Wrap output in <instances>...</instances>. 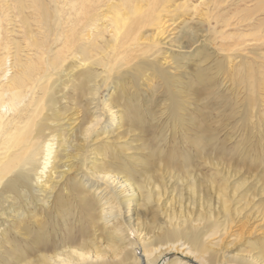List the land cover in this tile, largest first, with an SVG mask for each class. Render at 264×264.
<instances>
[{"label": "bare ground", "instance_id": "6f19581e", "mask_svg": "<svg viewBox=\"0 0 264 264\" xmlns=\"http://www.w3.org/2000/svg\"><path fill=\"white\" fill-rule=\"evenodd\" d=\"M170 1L0 0V264H264V207H254L264 167L252 195L245 179L233 182L246 160L227 155L215 135L192 141L196 157L125 154L131 133L147 129L140 105L126 99L129 82L159 83L175 109L199 97L187 101L191 82L181 92L179 60L197 36L169 37L164 15L181 9ZM250 88L258 119L264 88L258 98ZM52 214L64 227L56 235L45 226ZM249 221L257 241L231 254L225 244ZM22 235L31 252L15 255Z\"/></svg>", "mask_w": 264, "mask_h": 264}, {"label": "rangeland", "instance_id": "374dc122", "mask_svg": "<svg viewBox=\"0 0 264 264\" xmlns=\"http://www.w3.org/2000/svg\"><path fill=\"white\" fill-rule=\"evenodd\" d=\"M208 1L209 4H207ZM169 5L181 8L176 13L171 12V15H164L166 17L165 20H167L165 26H168V29H166L169 32V37L173 38V40L177 38L178 42L185 44L188 38L186 35L195 32V36H197L195 38L197 43L194 45L197 48L192 46L193 52L190 53V49L186 52L187 55L184 62L179 59L177 60L180 61V65L183 67L179 70L181 75L178 78L182 87L181 92H186L184 89L187 86L186 83L191 82L192 90L188 92V94L190 93V97H187V101L189 102V99H194L191 97H199H195L193 105L189 107L190 110L188 108L185 110L175 109L174 107L171 108V103L167 100L168 92L162 86L160 87L159 83L152 82L149 84L143 81L145 83L143 85L141 82H129L127 90L125 89L126 99L131 102L135 100L140 105L139 111L142 113L147 129L140 128V130L131 133V136L134 135L132 137L133 141H130L131 138L129 139L132 149L127 151L126 146L125 154L134 158L135 155H140L139 152L147 153L149 151L148 148H151V150H154V153L150 154L151 156H154V154L156 156L171 153L170 156H174L173 158H176V160L187 154L190 157H196V143L192 141H196L197 143L202 142L203 139H208L215 135L217 137V144H222L225 147L227 155L235 159L243 157V160H246V164L241 169L242 174L237 175L233 182L244 181L245 179V186L249 189L248 193L254 195L256 193L255 184L262 183L260 177L263 175L261 169L264 167V129L259 130L257 126L261 123L264 125V116H259L257 119L256 110L250 107L252 100L249 99L252 98L250 87L253 86L256 98H258V94L260 93L257 91L264 88V0H171ZM204 16L206 20H204ZM196 17L199 18L195 19ZM250 17L251 19H249ZM260 21L263 22L261 23ZM258 22L261 25L260 31L263 30L258 35L261 36L259 40L254 38L257 29L253 28L258 25ZM250 26L251 28L249 29ZM192 27L193 29H191ZM170 33L173 35H170ZM177 34L178 37L175 36ZM182 34L183 36H181ZM182 53L184 51H179V53L175 51L178 58H180ZM194 53L195 55H193ZM204 59H207L206 66L204 65L205 68L210 67L207 71L203 72V75L205 74L206 76L204 75L202 78V76L198 77V74L194 73V69L197 63ZM213 62L215 63L213 64ZM218 63L223 68L218 69ZM6 66L7 64L3 68H6ZM207 76L210 77V82L206 81L205 77ZM202 81L206 85L209 83L208 86H203ZM107 90L108 88H104L101 94L103 95ZM202 92L205 94L200 96ZM248 94L251 98L248 97ZM178 110L183 111L182 113L185 111L182 114L183 116H180L181 114ZM173 114H178L176 115V119ZM184 117L185 119H183ZM261 117L263 118L260 119ZM179 118H182L181 122ZM188 121L190 124L193 123L190 126H193L194 129L189 126ZM182 125H184V128H182ZM153 126L155 127L154 129H152ZM122 134H124L122 131L119 132V136ZM136 134L139 135L136 136ZM196 135H200L197 140H195ZM225 168L226 170L230 169V167L228 169L227 167ZM201 172L206 175L210 174L208 170H201ZM75 205L76 203H74ZM254 207H264V196L256 199ZM51 217V219H46L45 221L47 223L45 225L47 234L56 235L63 232V224L61 222L57 223L56 220L54 221V214ZM150 219L151 216H148L147 220L149 221ZM252 222L249 221L241 229L244 233L241 239H238L237 242L230 241L225 244L226 249L231 250V254L245 255L251 250L248 244L252 245L257 241L255 234H248V232H253L251 228L255 224L250 226ZM33 232L36 233V230H33ZM39 232L41 231L39 230ZM22 238L24 239H21L22 242L14 238L16 242L12 248L15 249L13 252L15 255L17 254L16 252H23L21 256L31 252L30 235L27 238L24 236ZM176 256V252H173V254L169 253L163 257V261L174 260Z\"/></svg>", "mask_w": 264, "mask_h": 264}]
</instances>
